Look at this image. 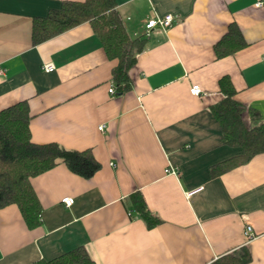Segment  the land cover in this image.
<instances>
[{"label": "crops", "instance_id": "0c3cea01", "mask_svg": "<svg viewBox=\"0 0 264 264\" xmlns=\"http://www.w3.org/2000/svg\"><path fill=\"white\" fill-rule=\"evenodd\" d=\"M64 1L85 0H0V111L28 101L33 142L91 150L101 170L84 179L60 164L33 178L41 224L30 227L16 205L1 209L0 264L78 247L96 264H213L243 248L246 264H264V153L214 176L215 165L244 150L223 143L211 111L229 77L235 99L264 122V0H114L132 37L149 19L174 16L169 29L152 30L124 95L109 93L118 62L90 23L33 44L34 20ZM231 24L245 45L218 58ZM136 191L161 220L156 227L131 216Z\"/></svg>", "mask_w": 264, "mask_h": 264}, {"label": "trees", "instance_id": "16d2710c", "mask_svg": "<svg viewBox=\"0 0 264 264\" xmlns=\"http://www.w3.org/2000/svg\"><path fill=\"white\" fill-rule=\"evenodd\" d=\"M90 23L99 36L108 56L117 60L112 83L116 95H124L132 88L130 70L144 51L149 38L132 37L119 15L114 0L64 1L59 10L37 18L33 24L32 40L38 45L83 23ZM245 45L241 30L231 24L224 37L216 44L218 58L233 55ZM224 99L212 106L211 111L222 128L223 143L240 147V157L215 165L214 176L220 175L236 163L247 162L264 153V122L251 108L235 99L237 90L229 77L220 80ZM251 121H246V116ZM32 119L28 101H21L0 111V210L11 205L19 207L30 227L41 224L42 206L32 185V179L60 164L84 178L94 177L101 164L91 150H68L58 143L37 144L32 141ZM130 214L142 219L149 228L161 223L149 209L141 191L130 196ZM251 255L247 248L225 255L213 264H246ZM33 264H96L84 247L75 248L51 260Z\"/></svg>", "mask_w": 264, "mask_h": 264}, {"label": "built area", "instance_id": "2783aa9c", "mask_svg": "<svg viewBox=\"0 0 264 264\" xmlns=\"http://www.w3.org/2000/svg\"><path fill=\"white\" fill-rule=\"evenodd\" d=\"M263 5L264 4L262 2L258 4V6H263ZM173 23H174V16L172 14L165 15L164 17H153L146 22L145 30L143 31L141 35H144L145 37L149 38L152 30H154L155 28L160 27L166 30L172 27ZM43 69L46 72H51L55 69V65L53 63H49L45 65ZM0 74H3V72L0 71ZM190 92L193 96H200L203 91H202L201 86L193 85L190 89ZM109 93L112 95L115 94V87L113 86V84H111V86L109 87ZM104 129H105L104 125H101L99 127L100 131H103ZM63 202L65 203L67 207H71L74 204V199L71 197H67L63 199ZM245 235L247 236L248 240H251L252 238H254L252 226L249 225L246 227Z\"/></svg>", "mask_w": 264, "mask_h": 264}]
</instances>
